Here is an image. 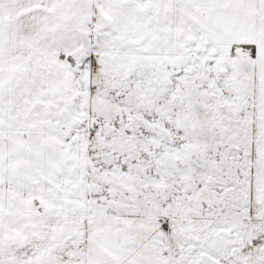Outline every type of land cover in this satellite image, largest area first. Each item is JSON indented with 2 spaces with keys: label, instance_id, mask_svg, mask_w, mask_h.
<instances>
[{
  "label": "snow or ice",
  "instance_id": "obj_1",
  "mask_svg": "<svg viewBox=\"0 0 264 264\" xmlns=\"http://www.w3.org/2000/svg\"><path fill=\"white\" fill-rule=\"evenodd\" d=\"M0 264H264V0H0Z\"/></svg>",
  "mask_w": 264,
  "mask_h": 264
}]
</instances>
